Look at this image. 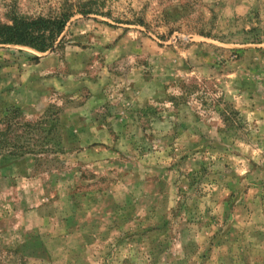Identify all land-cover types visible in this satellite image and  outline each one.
Wrapping results in <instances>:
<instances>
[{
    "label": "rangeland",
    "instance_id": "374dc122",
    "mask_svg": "<svg viewBox=\"0 0 264 264\" xmlns=\"http://www.w3.org/2000/svg\"><path fill=\"white\" fill-rule=\"evenodd\" d=\"M102 11L0 45V264H264V0Z\"/></svg>",
    "mask_w": 264,
    "mask_h": 264
},
{
    "label": "trees",
    "instance_id": "16d2710c",
    "mask_svg": "<svg viewBox=\"0 0 264 264\" xmlns=\"http://www.w3.org/2000/svg\"><path fill=\"white\" fill-rule=\"evenodd\" d=\"M103 6L104 0H78L76 2H64L54 14L49 16L27 17L12 13L13 15L11 14L7 22L0 21V45L28 47L38 53L61 48L62 39L59 37L71 17L75 14L109 16V12L102 11ZM135 22L143 24L140 19H136ZM46 121L41 115L35 121L22 122L20 126L24 128V134L28 136L33 131L41 129V125ZM40 132L42 133V131ZM25 135L21 137L25 138ZM39 139L31 137L26 141L34 140L37 145ZM40 140L42 144L44 142L46 144L45 136H42ZM25 148L23 146V151L29 152ZM42 151L45 153L47 150L42 149ZM45 158L47 157H43L42 160Z\"/></svg>",
    "mask_w": 264,
    "mask_h": 264
}]
</instances>
